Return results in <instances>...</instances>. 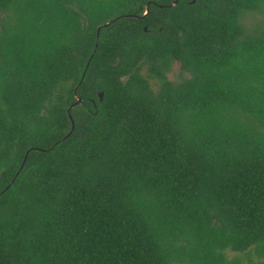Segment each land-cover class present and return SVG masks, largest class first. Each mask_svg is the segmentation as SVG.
Here are the masks:
<instances>
[{"label": "trees", "instance_id": "16d2710c", "mask_svg": "<svg viewBox=\"0 0 264 264\" xmlns=\"http://www.w3.org/2000/svg\"><path fill=\"white\" fill-rule=\"evenodd\" d=\"M173 2L0 0V264H264V0Z\"/></svg>", "mask_w": 264, "mask_h": 264}, {"label": "water", "instance_id": "95a60500", "mask_svg": "<svg viewBox=\"0 0 264 264\" xmlns=\"http://www.w3.org/2000/svg\"><path fill=\"white\" fill-rule=\"evenodd\" d=\"M194 1H195V0H192V2H194ZM176 2H177V0H174V2H173L172 4H175ZM148 6H149V3L146 5V12H145V14H146L147 11H148ZM133 16L138 17L137 15H133ZM112 21H113V20L108 21V22H106V23H104V24L99 25L98 28H97V35H99V33H100V28H101V26L109 25ZM145 30H146V28H145ZM97 44H98V41H96V46H95V48H94V50H93L92 55L94 54V52H95L96 49H97ZM91 57H92V56H90L89 60L91 59ZM88 65H89V62L87 63L86 68L88 67ZM84 74H85V72H84ZM82 79H83V78H82ZM82 79H81V81H82ZM81 81H80V82H81ZM79 84H80V83H79ZM79 84H78V86H79ZM76 96H77V101H76L72 106H70V108H69V116H70L71 121H72V126H74V123H73L72 115H71V113H70V109H71V107H73L75 104H79V103L82 102V98H81V96L78 95V94H77ZM98 97H99L100 100L103 99V91H99V92H98ZM70 132H71V131H70ZM70 132H69L65 137H63V138H61L60 140H58V142L64 140V139L70 134ZM24 161H25V159H24ZM22 165H23V164H22ZM21 168H22V167H21ZM21 168H20V169H21ZM12 182H13V180H12ZM12 182H11V183H12Z\"/></svg>", "mask_w": 264, "mask_h": 264}, {"label": "rangeland", "instance_id": "374dc122", "mask_svg": "<svg viewBox=\"0 0 264 264\" xmlns=\"http://www.w3.org/2000/svg\"><path fill=\"white\" fill-rule=\"evenodd\" d=\"M178 64H175L173 67V70L170 72L169 77L170 78H175L176 74L178 73Z\"/></svg>", "mask_w": 264, "mask_h": 264}]
</instances>
